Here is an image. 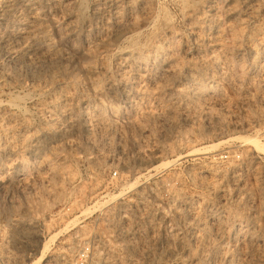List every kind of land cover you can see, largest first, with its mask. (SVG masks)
<instances>
[{"label": "rangeland", "instance_id": "rangeland-1", "mask_svg": "<svg viewBox=\"0 0 264 264\" xmlns=\"http://www.w3.org/2000/svg\"><path fill=\"white\" fill-rule=\"evenodd\" d=\"M94 1L0 0V264H264V0Z\"/></svg>", "mask_w": 264, "mask_h": 264}, {"label": "bare ground", "instance_id": "bare-ground-1", "mask_svg": "<svg viewBox=\"0 0 264 264\" xmlns=\"http://www.w3.org/2000/svg\"><path fill=\"white\" fill-rule=\"evenodd\" d=\"M12 1V0H11ZM69 1V0H68ZM73 1H75V0H73ZM96 1V0H95ZM94 1V2H95ZM103 1V0H102ZM101 1V2H102ZM111 1V0H110ZM127 2H128V0H126ZM8 2V5H7V7H6V11H8V12H10L11 11V7H10V2L9 1H7ZM17 2V1H16ZM65 2H67V1H65ZM100 2V1H99ZM119 2H120V0H113V3L115 4V5H118L119 4ZM122 2V1H121ZM143 2V1H142ZM148 1H146V3H147ZM134 3V2H133ZM140 3V2H139ZM148 3H150V2H148ZM147 3V4H148ZM121 4V3H120ZM124 4V3H123ZM143 4V3H142ZM154 4V3H153ZM98 5V4H97ZM125 5V4H124ZM129 5V4H128ZM130 5H132L131 3H130ZM28 6V5H27ZM26 6V7H27ZM67 6V5H66ZM114 6V5H113ZM120 6H122V5H120ZM126 6V5H125ZM148 6V5H147ZM163 6V5H162ZM30 7V6H29ZM100 7H101V5H100ZM119 7V6H118ZM146 7V6H145ZM17 8V7H16ZM114 8V7H113ZM116 8H117V6H116ZM125 8H128V7H125ZM142 8H144V6L142 7ZM147 8V7H146ZM205 8V7H204ZM31 9V8H30ZM103 9V8H102ZM119 9V8H118ZM131 9V8H130ZM117 10V9H116ZM121 10V9H120ZM147 10V9H146ZM210 10V9H209ZM69 11V10H68ZM95 11H96V7H95ZM94 11V12H95ZM97 11H99V10H97ZM15 12V11H14ZM60 12V11H59ZM67 12V11H66ZM65 12V13H66ZM37 13V12H36ZM98 13V12H97ZM115 13V12H114ZM142 13V12H141ZM158 13V12H157ZM12 14V13H11ZM33 14V13H32ZM53 14V13H52ZM101 14V13H100ZM139 14V13H138ZM67 15V14H66ZM98 15V14H97ZM117 15V14H116ZM119 15V14H118ZM33 16V15H32ZM193 16V15H192ZM100 17V16H99ZM103 17V16H102ZM120 18V17H119ZM117 19H118V17H117ZM117 22V21H116ZM119 22V21H118ZM116 24V23H115ZM151 24V23H150ZM69 25V24H68ZM70 27H71V25H69ZM117 26V25H116ZM115 26V27H116ZM105 27V26H104ZM69 28V27H68ZM67 28V29H68ZM75 28V27H74ZM66 29V30H67ZM69 29H71V28H69ZM104 29V28H103ZM106 29V28H105ZM104 29V30H105ZM72 30V29H71ZM103 30V31H104ZM110 30V29H109ZM70 31V30H69ZM73 31V30H72ZM75 31V30H74ZM113 31H116V30H113ZM136 31V30H135ZM135 31H133V32H135ZM30 32V31H29ZM101 32V31H100ZM1 33V32H0ZM102 33V32H101ZM101 33H100V35H101ZM106 33H107V31H106ZM136 33V32H135ZM72 34V33H71ZM70 34V35H71ZM113 34V33H112ZM159 34V33H158ZM3 35V34H2ZM5 35V34H4ZM6 36V35H5ZM102 37V36H101ZM106 37V36H105ZM98 38H100V36L98 35ZM53 39V38H52ZM129 39V38H128ZM6 40V39H5ZM98 40V39H97ZM1 42V41H0ZM4 42V41H3ZM21 42V41H20ZM24 42V41H23ZM22 42V43H23ZM43 42V41H42ZM2 44V43H1ZM10 44V43H9ZM95 44V43H94ZM103 44H105V43H103ZM12 45V44H11ZM15 45V44H14ZM250 46H252V45H250ZM3 47H6V48H4L5 49V51L7 50H9L8 49V46L4 43L3 44ZM27 47V46H26ZM0 48H1V46H0ZM23 48V47H22ZM2 50V49H1ZM29 50V49H28ZM33 50V49H32ZM21 51V50H20ZM171 51V50H170ZM3 52V51H2ZM12 52V51H11ZM14 53V52H13ZM38 53V52H37ZM171 53H173V52H171ZM3 54V53H2ZM22 54V53H21ZM54 54H56V53H54ZM160 54V53H159ZM164 54V53H163ZM8 55V54H7ZM25 55V54H24ZM30 55V54H29ZM51 55V54H50ZM53 55V54H52ZM171 55V54H170ZM10 56H12V54L10 55ZM19 56V55H18ZM157 57H159V56H157ZM160 57H162V56H160ZM166 57V56H165ZM2 58V57H1ZM29 58V57H28ZM36 58V57H35ZM4 59V58H3ZM6 59V58H5ZM167 59V58H166ZM171 59V58H170ZM174 59V58H173ZM13 60V59H12ZM24 60V59H23ZM22 60V61H23ZM1 61H3L2 59H1ZM7 61H8V59H7ZM17 60H15V61H12V62H16ZM19 61H20V59L18 60V62L16 63V64H18L19 63ZM160 61V60H159ZM4 62V61H3ZM13 63V64H14ZM31 63V62H30ZM170 63H171V61H170ZM1 64V63H0ZM3 64V63H2ZM28 65V64H27ZM34 64H32V66H33ZM170 65V64H169ZM168 65V66H169ZM175 65V64H174ZM2 66H7V65H2ZM167 66V67H168ZM4 67H2L4 70H5V68ZM60 67V66H59ZM88 67V66H87ZM90 67V66H89ZM89 67H88V69H89ZM165 67V66H164ZM2 68H1V66H0V83H2V85H3V83H5V85H6V82H8L9 83V81H12V79H14V78H16V77H19V76H15V74L16 73H18V72H15V74H10V73H6V70L8 69V66H7V68H6V70L5 71H3L2 70ZM61 68V67H60ZM172 68H174V67H172ZM11 69H13L12 67H11ZM39 70H40V68H38ZM175 69V68H174ZM10 70V69H9ZM15 70V69H14ZM18 70V69H17ZM43 70H45V69H43ZM52 70V69H51ZM51 70H49V71H51ZM54 70V69H53ZM53 70L51 71V72H53ZM58 70H59V68H58ZM90 70H91V68H90ZM177 70V69H176ZM13 71V70H12ZM37 71V70H36ZM35 71V72H36ZM42 71V70H41ZM93 71V70H92ZM31 72V71H30ZM34 72V71H33ZM55 72V71H54ZM59 72V71H58ZM13 73V72H12ZM49 73V72H48ZM60 73H61V71H60ZM95 73V72H94ZM36 74V73H35ZM38 74V73H37ZM40 74V73H39ZM18 75V74H17ZM47 75H49V74H47ZM33 77V76H32ZM45 77V76H44ZM54 76H52V78H53ZM19 78H21V76L19 77ZM64 78V77H63ZM23 79V78H22ZM40 79H41V76H40ZM58 79V78H57ZM18 80H20V79H18ZM38 80V79H37ZM53 80H55V79H53ZM57 81V80H56ZM61 82V81H60ZM56 83H58V81L56 82ZM10 84V83H9ZM11 84H12V82H11ZM44 84V83H43ZM55 84V83H54ZM36 85V84H35ZM49 85V84H48ZM57 85V84H56ZM34 87V86H33ZM55 87V86H54ZM57 87H58V85H57ZM38 88V87H37ZM44 88V87H43ZM60 88V87H59ZM57 89V88H56ZM38 90V89H37ZM42 90V89H41ZM43 91V90H42ZM64 91V90H63ZM62 92V91H61ZM15 93V92H14ZM18 93V92H17ZM59 93V92H58ZM24 94V93H23ZM19 94H17V98H19L20 96H18ZM59 95V94H58ZM61 95V94H60ZM60 95H59V97H60ZM8 96V95H7ZM13 97L15 96V94L14 95H12ZM12 96H10V97H8V98H0V110L3 112H0V113H2V114H5L6 115V117H5V119H8V120H13V118H14V115L15 114H12V113H10V111H11V107H13V105L15 106V105H18V99L16 100V98L14 99ZM64 96V95H63ZM28 97V96H27ZM35 97V96H34ZM197 97V96H196ZM24 98V97H23ZM26 98V97H25ZM63 98V97H62ZM71 98V97H70ZM69 98V99H70ZM19 99H22L21 97L19 98ZM49 99V98H48ZM47 99V100H48ZM52 99V98H51ZM64 99V98H63ZM23 100V99H22ZM25 100V99H24ZM40 100V99H39ZM52 100H54V98L52 99ZM59 100V99H58ZM21 101V100H20ZM56 101V100H55ZM61 101H62V99H61ZM68 101V100H67ZM60 102V101H59ZM54 103V102H53ZM58 103V102H57ZM61 103V102H60ZM20 104V103H19ZM23 104V103H22ZM49 104H50V101H49ZM65 104H66V102H65ZM44 105V104H43ZM51 106H52V104H50ZM18 106H20V105H18ZM23 106H24V104H23ZM59 106H61V105H59ZM46 107V106H45ZM48 107V106H47ZM46 107V108H47ZM54 107H55V104H54ZM62 107V106H61ZM16 108H17V106H16ZM18 108H20V107H18ZM67 108V107H66ZM25 109V108H24ZM49 109V108H48ZM50 109H52V108H50ZM26 110V109H25ZM61 110V109H60ZM39 111H40V109H39ZM44 111H45V109H44ZM55 111V110H54ZM14 112V111H13ZM17 112V111H16ZM27 112V111H26ZM50 112V111H49ZM57 112V111H56ZM60 112V111H59ZM66 112V111H65ZM37 113V112H36ZM61 113H62V111H61ZM60 113V114H61ZM16 114H18V112L16 113ZM46 114V113H45ZM47 114H48V112H47ZM57 114V113H56ZM19 115V114H18ZM18 115H17V117H18ZM50 115V114H49ZM53 115V114H52ZM58 115V114H57ZM65 115V114H64ZM68 115V114H67ZM63 116V115H62ZM16 117V116H15ZM16 117V119H18ZM56 117V116H55ZM59 117V116H58ZM69 117V116H68ZM22 118V117H21ZM49 118V117H48ZM50 118H52V117H50ZM66 118V117H65ZM4 119V120H5ZM53 119H56V118H53ZM59 119V118H58ZM3 120V119H2ZM22 120V119H21ZM52 120V119H51ZM67 120V119H66ZM15 121V120H14ZM26 121V120H25ZM55 121V120H54ZM54 121H53V123H54ZM1 122V121H0ZM7 122V121H6ZM10 122V121H9ZM12 122V121H11ZM29 122V121H28ZM27 122V123H28ZM56 122H57V120H56ZM55 122V123H56ZM60 122V121H59ZM67 122V121H66ZM18 123H20V122H18ZM17 123V124H18ZM30 123V122H29ZM1 124V123H0ZM8 124V123H7ZM9 124H11V123H9ZM21 124H22V122H21ZM23 124H24V122H23ZM58 124V123H57ZM60 124V123H59ZM1 125H3V124H1ZM5 125V124H4ZM61 125V124H60ZM63 125H65V124H63ZM57 126V125H56ZM88 126V125H87ZM22 127H24V126H22ZM62 127V126H61ZM61 127H59V128H61ZM85 127V126H84ZM4 128V127H3ZM17 128H18V126H17ZM55 128V127H54ZM5 129H6V127H5ZM9 129V128H8ZM7 129V130H8ZM15 130H16V128H14ZM22 129V128H21ZM51 129V128H50ZM62 129V128H61ZM84 129V128H83ZM58 130V129H57ZM87 130V129H86ZM6 131V130H5ZM28 131V130H27ZM42 131H44V129L42 130ZM56 131V130H55ZM88 131V130H87ZM259 131V130H258ZM2 132V131H1ZM4 132V131H3ZM18 132V131H17ZM20 132V131H19ZM64 132V131H63ZM6 133V132H5ZM36 133V132H35ZM47 133V132H46ZM45 133V134H46ZM34 136V135H33ZM60 136V135H59ZM58 136V137H59ZM22 137L24 138V136H21V138L20 139H22ZM25 137H26V135H25ZM30 137H32V135L30 136ZM35 137V136H34ZM42 137V136H41ZM54 137H56V136H54ZM243 137V139H244V141L245 142H247V143H250L255 149H259V150H261V151H264V143H261L260 142V140H259V138H258V136H254V135H246V136H242ZM10 138V137H9ZM15 138V137H14ZM49 138V137H48ZM62 138V137H61ZM2 139H3V136H2ZM16 139V138H15ZM26 139V138H25ZM33 139H35V138H33ZM6 140V139H5ZM4 140V141H5ZM23 140V139H22ZM32 140V139H31ZM30 140V141H31ZM48 140V139H47ZM53 140V139H52ZM8 141V140H7ZM17 140H15V142H16ZM19 141V140H18ZM27 141V140H26ZM33 141V140H32ZM42 141V140H41ZM49 141V140H48ZM3 142V141H2ZM11 142V141H10ZM24 142H25V140H24ZM50 142V141H49ZM53 142V141H52ZM58 142V141H57ZM36 143V142H35ZM44 143V142H43ZM46 143V142H45ZM3 144V143H2ZM12 144V143H11ZM17 144V143H16ZM19 144H20V142H19ZM25 144H26V142H25ZM53 144V143H52ZM61 144V143H60ZM13 145H15V144H13ZM12 145V146H13ZM18 145V144H17ZM27 145V144H26ZM43 145V144H42ZM41 145V146H42ZM54 145V144H53ZM52 145V146H53ZM74 145V144H73ZM8 146H10V145H8ZM29 146V145H28ZM28 146H26V147H28ZM31 146V145H30ZM46 147H47V145H46ZM2 148V147H1ZM14 148V147H13ZM19 148H21V146L19 147ZM44 148V147H43ZM32 149V148H31ZM39 149V148H38ZM60 149V148H59ZM1 150V149H0ZM2 150H3V148H2ZM56 150H58V149H56ZM6 151V150H5ZM10 151H12V150H10ZM50 151V150H49ZM4 152V151H3ZM7 152H9V150L7 151ZM33 152V151H32ZM31 152V153H32ZM37 152V151H36ZM2 153V152H1ZM10 153V152H9ZM39 153H41V152H39ZM48 153H50V152H48ZM58 153V152H57ZM15 154V153H14ZM25 154V153H24ZM29 154V153H28ZM37 154V153H36ZM3 155V154H2ZM26 155V154H25ZM51 155V154H50ZM0 157H2V156H0ZM10 157V156H9ZM29 157H30V154H29ZM41 157V156H40ZM7 158V157H6ZM44 160V159H43ZM48 161V160H47ZM14 162V161H13ZM43 163H44V161H43ZM17 164V163H16ZM40 164H42L41 162H40ZM48 164V163H47ZM5 165V164H4ZM13 166V165H12ZM11 166V167H12ZM49 166V165H48ZM16 168H17V166H16ZM5 170V169H4ZM200 172V171H199ZM202 174V173H201ZM204 174V173H203ZM204 176V175H203ZM202 177V176H201ZM205 178V177H204ZM23 183V182H22ZM213 183V182H212ZM133 184V183H132ZM214 188V187H213ZM56 193V192H55ZM191 208V207H190ZM193 214V213H192ZM191 214V215H192ZM192 217V216H191ZM201 219H202V217H201ZM200 221H198V223H199ZM197 224V223H196ZM30 225V224H29ZM28 225V226H29ZM183 225V224H182ZM205 225V224H204ZM32 226V225H31ZM183 227V226H182ZM188 227H189V225H188ZM177 228V227H176ZM179 228V230H180V228H181V225H180V227H178ZM195 228V227H194ZM194 228H193V230H194ZM32 229V228H31ZM16 230V229H15ZM29 230V229H28ZM176 230V229H175ZM197 230V229H196ZM173 231V230H172ZM188 231V230H187ZM14 232V231H13ZM175 232V231H174ZM190 232H192L191 231V229H190ZM224 232V231H223ZM176 233V232H175ZM181 234H182V232H180ZM185 233H186V231H185ZM25 234V233H24ZM30 234V233H29ZM174 234V233H173ZM189 234V233H188ZM179 235V234H178ZM193 235V234H192ZM205 235V234H204ZM227 235V234H226ZM247 235V234H246ZM248 235H249V233H248ZM16 236V235H15ZM253 236V235H252ZM256 237V236H255ZM14 238H16V237H14ZM215 238V237H214ZM239 238V237H238ZM205 239L206 238H204V241H205ZM24 240V239H23ZM28 240H32L29 236L27 237V241ZM198 240V239H197ZM254 240V239H253ZM259 240V239H258ZM238 241H240V240H238ZM244 241V240H243ZM243 241H242V243H243ZM222 242V241H221ZM250 242V241H249ZM14 243V242H13ZM239 244V243H238ZM47 246V243L45 242L44 244H43V248H45ZM87 246V245H86ZM201 246H203V245H201ZM112 247V246H111ZM219 247V246H218ZM236 248H237V246H236ZM110 249V248H109ZM169 249V248H168ZM239 249V248H238ZM199 251H200V249H199ZM190 252V251H189ZM112 253V252H111ZM114 253V252H113ZM199 253V252H198ZM108 254H109V251H108ZM200 254V253H199ZM78 255V254H77ZM230 255V254H229ZM112 256V255H111ZM200 256V255H199ZM203 256V255H202ZM108 257V256H107ZM16 258V257H15ZM118 262H120V261H118ZM206 264V263H205Z\"/></svg>", "mask_w": 264, "mask_h": 264}, {"label": "built area", "instance_id": "built-area-1", "mask_svg": "<svg viewBox=\"0 0 264 264\" xmlns=\"http://www.w3.org/2000/svg\"><path fill=\"white\" fill-rule=\"evenodd\" d=\"M225 157H227V155H225ZM89 252H90L89 245L84 246L80 249L78 253V259L80 264H84L87 261Z\"/></svg>", "mask_w": 264, "mask_h": 264}]
</instances>
